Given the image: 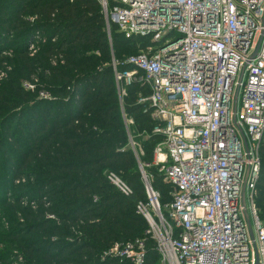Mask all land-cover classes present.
I'll use <instances>...</instances> for the list:
<instances>
[{
	"label": "trees",
	"instance_id": "obj_1",
	"mask_svg": "<svg viewBox=\"0 0 264 264\" xmlns=\"http://www.w3.org/2000/svg\"><path fill=\"white\" fill-rule=\"evenodd\" d=\"M110 32L111 40L98 0H0V67L8 70L0 91V264L21 255L25 264H134L101 261V254L115 242L148 237L137 212L147 200L140 165L162 207L172 201L173 187L154 164L163 136L154 133L148 103L139 102L150 88L134 82L121 100L113 67L151 37L126 38L115 24ZM132 140L142 147L138 155ZM260 157L255 203L264 224V135ZM110 172L133 193L114 186ZM28 195L36 209L24 203ZM148 239L143 264H160Z\"/></svg>",
	"mask_w": 264,
	"mask_h": 264
},
{
	"label": "built area",
	"instance_id": "obj_2",
	"mask_svg": "<svg viewBox=\"0 0 264 264\" xmlns=\"http://www.w3.org/2000/svg\"><path fill=\"white\" fill-rule=\"evenodd\" d=\"M98 1L110 40L111 24L126 38L151 37L113 67L121 100L126 86H149L139 102L148 103L154 133L163 136L154 164L173 187L172 201L162 207L140 165L147 200L137 204L163 264H264V224L255 203L264 135V0ZM118 64L133 69L119 71ZM7 75L0 67V85ZM109 180L133 193L116 173ZM147 241L115 242L109 258L143 264Z\"/></svg>",
	"mask_w": 264,
	"mask_h": 264
},
{
	"label": "rangeland",
	"instance_id": "obj_3",
	"mask_svg": "<svg viewBox=\"0 0 264 264\" xmlns=\"http://www.w3.org/2000/svg\"><path fill=\"white\" fill-rule=\"evenodd\" d=\"M129 52V51H128ZM28 83V82H27ZM5 84V83H4ZM26 83H24V87L26 86L25 85ZM3 83L0 85V91L2 90V88H3ZM26 88V87H25ZM35 90H37V88L35 87L34 88ZM46 93H48V92H46ZM38 97L40 98V99H51V95H50V93H48V97H45V96H43L42 95V92H39V95H38ZM26 120V117H24L23 118V121H25ZM125 120H126V124H128V122H133V121H131L130 119L129 120H127L126 118H125ZM131 146L133 147V149H135V150H137L138 152H139V149H141L142 147L139 145V143L137 142V141H131ZM3 161H4V156H3V153L1 152L0 153V167L2 166V163H3ZM6 177V176H5ZM5 177H0V179H1V181H0V187L1 188H3V182H4V178ZM9 178H10V176H8ZM27 181V180H26ZM25 181V182H26ZM1 190V189H0ZM31 197L28 195V197H25V198H23V201H24V203L25 204H27L28 202H29V204H31V205H33L34 204V206H33V208L34 209H36L37 207H38V202H37V204H36V199H30ZM34 201V202H33ZM50 218H54V216H52V215H50L49 216ZM74 231V233L76 234V235H80V233H78L76 230H73ZM146 238V237H145ZM149 237H147V239H148ZM149 240V239H148ZM108 252V253H107ZM107 253V254H106ZM106 254V255H105ZM21 257H22V263L21 264H25V257H24V255H21ZM109 259V248L108 249H106V250H104L103 251V253L101 254V261H106V260H108ZM12 261V260H11ZM15 263V262H14ZM158 263H160V264H163V262H162V260L160 259V261L158 260ZM18 264H20V263H18Z\"/></svg>",
	"mask_w": 264,
	"mask_h": 264
},
{
	"label": "water",
	"instance_id": "obj_4",
	"mask_svg": "<svg viewBox=\"0 0 264 264\" xmlns=\"http://www.w3.org/2000/svg\"><path fill=\"white\" fill-rule=\"evenodd\" d=\"M257 51L258 49L256 50V52L254 53L253 57H255V55L257 54ZM242 76H243V73L241 74V77H240V82L242 81ZM238 95H239V88L237 89L236 91V95H235V99L237 100L238 98ZM244 195H243V203H244V206H245V201H244ZM246 215H247V220H248V223H249V228H250V231H251V234L253 236V228H252V225H251V221H250V218L248 216V212L246 211Z\"/></svg>",
	"mask_w": 264,
	"mask_h": 264
}]
</instances>
